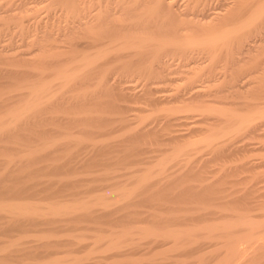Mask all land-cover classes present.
I'll list each match as a JSON object with an SVG mask.
<instances>
[{
  "label": "rangeland",
  "instance_id": "rangeland-1",
  "mask_svg": "<svg viewBox=\"0 0 264 264\" xmlns=\"http://www.w3.org/2000/svg\"><path fill=\"white\" fill-rule=\"evenodd\" d=\"M168 4L0 0L1 119L78 75L0 133V264H264V0Z\"/></svg>",
  "mask_w": 264,
  "mask_h": 264
},
{
  "label": "bare ground",
  "instance_id": "bare-ground-1",
  "mask_svg": "<svg viewBox=\"0 0 264 264\" xmlns=\"http://www.w3.org/2000/svg\"><path fill=\"white\" fill-rule=\"evenodd\" d=\"M95 1V0H94ZM100 1V0H99ZM155 1V0H154ZM161 1V0H160ZM165 1H168V3L170 4L171 3V5H172V3H173V0H165ZM175 1V0H174ZM203 2V1H202ZM99 3H102V2H99ZM143 3V2H142ZM213 3V2H212ZM224 3V2H223ZM65 4V3H64ZM106 4V3H105ZM138 4V3H137ZM157 4V3H156ZM168 4V5H169ZM177 4V3H176ZM233 4V3H232ZM62 5V4H61ZM118 5V4H117ZM127 5V4H126ZM257 5V4H256ZM122 6V5H121ZM144 6V5H143ZM233 6V5H232ZM262 6V5H261ZM112 7V6H111ZM124 7V6H123ZM180 7V6H179ZM199 7V6H198ZM204 7V6H203ZM208 7V6H207ZM159 8V7H158ZM261 8H263L264 9V7L262 6ZM260 8V9H261ZM33 9V8H32ZM146 9V8H145ZM183 9V8H182ZM196 9V8H195ZM220 9V8H219ZM236 9V8H235ZM253 9V8H252ZM251 9V10H252ZM8 11V10H7ZM29 11V10H28ZM128 11V10H127ZM165 11V10H164ZM255 11H257V10H255ZM2 12V11H1ZM49 12V11H48ZM94 12V11H93ZM176 12V11H175ZM253 12V11H252ZM28 13V12H27ZM92 13V12H91ZM134 13V12H133ZM146 13V12H145ZM153 13V12H152ZM255 13V12H254ZM88 14V13H87ZM178 14V13H177ZM95 15V14H94ZM93 15V16H94ZM184 15V14H183ZM186 15V14H185ZM188 15V14H187ZM214 15V14H213ZM28 16H30V15H28ZM93 16H91L92 18H93ZM124 16V15H123ZM252 16H254L253 14H252ZM255 16H257V15H255ZM254 16V17H255ZM151 17V16H150ZM221 17V16H220ZM231 17V16H230ZM89 18H90V16H89ZM145 18V17H144ZM148 18V17H147ZM152 18V17H151ZM169 18V17H168ZM181 18V17H180ZM195 18V17H194ZM201 18V17H200ZM88 19V18H87ZM182 19H184V18H182ZM224 19V18H223ZM42 20V19H41ZM92 20V19H91ZM95 20V19H94ZM150 20V19H149ZM184 20H186V19H184ZM215 20V19H214ZM112 21V20H111ZM152 21V20H151ZM178 21V20H177ZM93 22V21H92ZM144 22V21H143ZM230 22V21H229ZM142 23V22H141ZM148 23V22H147ZM159 23V22H158ZM19 24V23H18ZM94 24V23H93ZM171 24V23H170ZM198 24V23H197ZM264 24V23H263ZM139 25H140V22H139ZM142 25V24H141ZM154 26V25H153ZM159 26V25H158ZM175 26V25H174ZM173 26V27H174ZM138 27V26H137ZM172 27V26H171ZM172 27V28H173ZM178 27V26H177ZM177 27H176V29H177ZM242 27V26H241ZM99 28V27H98ZM144 28V30H145V27H143ZM151 28V27H150ZM157 28V27H156ZM138 29V28H137ZM184 29V28H183ZM156 30V29H155ZM175 30V29H174ZM178 30V29H177ZM233 30V29H232ZM235 30H236V28H235ZM96 31V30H95ZM110 31V30H109ZM128 31H130V30H128ZM146 31V30H145ZM144 31V32H145ZM238 31V30H237ZM149 32L151 33V31L149 30ZM155 32V31H154ZM174 32V31H173ZM214 32V31H213ZM134 33V32H133ZM136 33H137V31H136ZM187 33V32H186ZM232 33V32H231ZM236 33V32H235ZM140 34H141V32H140ZM174 34V33H173ZM227 34V33H226ZM234 34V33H233ZM236 34H238V33H236ZM47 35V34H46ZM92 35V34H91ZM123 35V34H122ZM132 35V34H131ZM144 35H146V34H144ZM172 35V34H171ZM125 36H127L126 34H125ZM133 36H135V35H133ZM245 36V35H244ZM121 37V36H120ZM144 37V36H143ZM168 37V36H167ZM89 38V37H88ZM131 38H132V36H131ZM151 38H152V36H151ZM217 38V37H216ZM226 38V37H225ZM97 39V38H96ZM139 39V38H138ZM137 39V40H138ZM148 39H150V37L148 36ZM154 39V37L152 38V39H150V41L151 40H153ZM212 39H214V38H212ZM144 41H148V40H146V39H142V37H141V42L143 43ZM170 41V40H169ZM218 41H220V40H218ZM132 42V41H131ZM140 42V43H141ZM124 43V42H123ZM134 44L136 43V40H135V42H133ZM140 43H138L137 45H140ZM149 43V42H148ZM173 43V42H172ZM186 43H188V42H186ZM213 43V42H212ZM88 44V43H87ZM133 44V46H135ZM175 44V43H174ZM189 44V43H188ZM51 45V44H50ZM162 45V44H161ZM176 45V44H175ZM184 45V44H183ZM141 46V45H140ZM188 46V45H187ZM186 46V47H187ZM125 47V46H124ZM136 48H137V46H135ZM176 47V46H175ZM184 47H185V45H184ZM27 48V47H26ZM126 48V47H125ZM168 48V47H167ZM40 49V48H39ZM171 49V48H170ZM204 49V48H203ZM167 50V49H166ZM177 50V47H176V49H175V51ZM20 51V50H19ZM157 51H158V49H157ZM173 51V50H172ZM171 51V52H172ZM183 51V50H182ZM182 51H180L181 53H182ZM24 52V51H23ZM26 52H27V50H26ZM162 52V51H161ZM184 52V51H183ZM136 53V52H135ZM196 53V52H195ZM202 54V53H201ZM97 56L98 55H96V58L95 59H97ZM183 56V55H182ZM186 57V56H185ZM206 57V56H205ZM200 58V57H199ZM85 59V58H84ZM94 58L93 57H91V59L90 60H93ZM207 59V58H206ZM83 60V59H82ZM82 60L80 61V63L82 62ZM90 60H88L87 58L85 59V60H83V62H82V64H80V63H78V65H81V66H79L80 68H78V66H77V70L76 71H78V69H81L80 71H82L83 69H87V67L89 66V65H91V61ZM168 60H169V58H168ZM78 61V60H77ZM94 61H96V60H94ZM195 60H193V63L191 62V63H189L188 65L190 66V65H192V64H196V62H194ZM162 62V61H161ZM161 64V63H160ZM187 65V66H188ZM161 66V65H160ZM197 66V65H196ZM68 67V66H67ZM192 67V66H191ZM178 68H179V66H178ZM183 68V67H182ZM70 69V68H69ZM68 68H67V70H68V73L67 72H65V71H63V72H56V76L54 77V79H53V83L52 82H48V80H45V82H43V84H41V85H37V87L35 86L32 90H30V95H29V99L28 100H26V102L25 103H23V105L21 106V107H19L18 109L16 108V109H14V110H11V111H9L6 115V118L4 119H1V116H3V115H1L0 116V133H4L5 131H6V129H7V127L9 126L10 127V125L11 124H14V122L16 123V121H18L19 119H22L21 117L23 116V115H25L26 113H28V112H31L33 109H34V107L37 105V104H39V103H43V102H45V100H47V98L50 96L49 95V92H50V87H52V84H54V82H55V84L59 87V86H61L62 87V85H65V84H67L71 79H72V77H74V75L72 76V73L70 72L71 71V69L69 70ZM65 70V69H64ZM66 70V71H67ZM162 70V69H161ZM60 71V70H59ZM80 71L79 72H76V74H79L80 73ZM188 72V71H187ZM165 73V72H164ZM163 73V74H164ZM165 75V74H164ZM168 75V74H167ZM171 75V74H170ZM76 76H78V75H76ZM75 76V77H76ZM74 77V78H75ZM77 78V77H76ZM73 80V79H72ZM76 80V79H75ZM47 82V83H46ZM173 83V82H172ZM36 85V84H35ZM55 85V86H56ZM54 86V87H55ZM56 86V87H57ZM120 89V88H119ZM51 90H52V88H51ZM120 91V90H119ZM157 92V91H156ZM29 93V92H28ZM51 93H52V91H51ZM158 93V92H157ZM131 94V93H130ZM151 96V95H150ZM158 96V95H157ZM184 96V95H183ZM236 97V96H235ZM187 97H182V99H186ZM211 98V97H210ZM217 98V97H216ZM50 99V98H49ZM160 99V98H159ZM143 100V99H142ZM154 101H157V100H153V102ZM217 101V100H216ZM149 103V102H148ZM191 104V103H190ZM175 105V104H174ZM173 105V106H174ZM147 106V105H146ZM142 109V108H141ZM183 109V108H182ZM135 110H137V109H135ZM139 112V111H138ZM140 113V112H139ZM5 116V115H4ZM3 116V117H4ZM125 118V117H124ZM181 128V127H180ZM179 132V131H178ZM183 132V131H182ZM198 132V131H197ZM165 133V132H164ZM180 133V132H179ZM176 135V134H175ZM182 135V134H181ZM172 137V136H171ZM183 138V137H182ZM38 148V147H37ZM36 150V149H35ZM38 150H42L41 148H38L37 149V151ZM35 151L33 150V153H34ZM39 152V151H38ZM178 152V151H177ZM6 192V191H5ZM4 195V194H3ZM12 197V196H11ZM7 198H9V197H7ZM14 198V197H13ZM34 198V197H33ZM11 199V198H10ZM14 200V199H13ZM29 200V199H28ZM1 201V200H0ZM6 202V201H5ZM11 202V201H10ZM15 202V201H14ZM1 203V202H0ZM36 203V202H35ZM49 203V202H48ZM55 203V202H54ZM40 204V203H39ZM40 205H42V204H40ZM62 205H64V206H62ZM62 205L60 204V206H59V204H58V206H54V205H50V206H48V209L49 210H51L52 212H53V214H59V213H61V211H63V210H68V209H71V206L68 204V205H66L65 206V204H63L62 203ZM78 205V204H77ZM76 208V207H75ZM78 208V207H77ZM39 209H41L40 208V206L39 205H33V204H31V203H5V204H0V211H3V212H5V211H7V213H8V210L10 211V210H16V212H21V213H23L22 215H24V217L27 215V214H30L31 215V213H35L36 214V216L37 215H39L40 213H41V211H39ZM73 210H74V208H73ZM11 212V211H10ZM9 212V213H10ZM14 212V211H13ZM37 212H39V214H37ZM44 212V214L46 213L45 211H43ZM68 212H70L69 210H68ZM208 212V211H207ZM12 213V212H11ZM14 214H16V213H14ZM35 214H34V216H35ZM49 214V213H48ZM51 214V213H50ZM49 214V215H50ZM41 215H43V214H41ZM47 215V214H46ZM64 215V214H63ZM32 216H33V214H32ZM53 216V215H52ZM18 217V216H17ZM45 217V216H44ZM58 217V216H57ZM216 218V217H215ZM59 220V219H58ZM19 221V220H18ZM162 221V220H161ZM15 223V222H14ZM20 223V222H19ZM247 223V222H246ZM228 224V223H227ZM230 224V223H229ZM241 224V223H240ZM239 224V225H240ZM249 224V223H248ZM3 225V224H2ZM19 225V224H18ZM37 225V224H36ZM235 225V224H234ZM225 229V228H224ZM239 230V229H238ZM234 231V230H233ZM219 232V231H218ZM223 232V231H222ZM167 233V232H166ZM169 234V233H168ZM225 234V233H224ZM174 235H175V233H174ZM246 236H247V234H246ZM168 237V236H167ZM213 237V236H212ZM255 237V236H254ZM251 238V237H250ZM242 239H244V238H242ZM259 239V238H258ZM263 240V239H262ZM198 241V240H197ZM114 242V241H113ZM175 242V241H174ZM177 242V241H176ZM256 243V242H255ZM181 245V244H180ZM179 245V246H180ZM233 245H234V243H233ZM232 245V246H233ZM240 245V244H239ZM249 245V244H248ZM115 246H117V245H115ZM191 246V245H190ZM242 246H244V244L242 245ZM113 247H114V245H113ZM193 247V246H192ZM241 247V246H240ZM115 248V247H114ZM116 248H118V247H116ZM175 250V249H174ZM173 250V251H174ZM229 250V249H228ZM237 253H241L242 252V249L241 248H238L237 247ZM236 250L234 251V252H236ZM5 251V250H4ZM232 251V250H231ZM166 253V252H165ZM185 253V252H184ZM233 253V252H232ZM243 253V252H242ZM245 253V252H244ZM248 253V252H247ZM35 254V253H34ZM228 254V253H227ZM249 254V253H248ZM228 256V255H227ZM232 256H233V254H232ZM231 257V256H230ZM237 257V256H236ZM225 259V258H224ZM234 259V258H233ZM51 261V260H50ZM57 261H58V259H57ZM56 260H55V262L54 261H52V262H54L55 264H59L58 262L60 261V259H59V261L57 262ZM66 261V260H65ZM216 261V260H215ZM225 261V260H224ZM51 262V263H52ZM61 262V261H60ZM63 262V261H62ZM61 262V263H62ZM219 262V261H218ZM50 263V264H51ZM223 263V262H222ZM37 264V263H36ZM47 264V263H46ZM53 264V263H52Z\"/></svg>",
  "mask_w": 264,
  "mask_h": 264
}]
</instances>
